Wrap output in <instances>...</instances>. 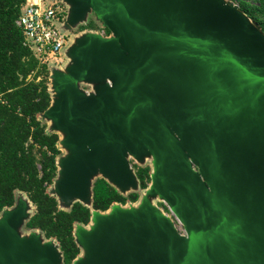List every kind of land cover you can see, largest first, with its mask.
Listing matches in <instances>:
<instances>
[{"label": "water", "instance_id": "95a60500", "mask_svg": "<svg viewBox=\"0 0 264 264\" xmlns=\"http://www.w3.org/2000/svg\"><path fill=\"white\" fill-rule=\"evenodd\" d=\"M66 1L67 23L92 10L110 34L80 35L67 68L49 73L51 104L40 118L48 113L72 150L62 200L92 206V174L100 169L120 190L112 180L133 183L128 153L159 149L153 191L165 192L187 232L148 207L117 209L82 232L88 260L77 264H264L258 22L234 0ZM82 79L96 83L85 89ZM28 207L16 196L0 212V264H60L54 237L41 246L34 232L28 240L17 232Z\"/></svg>", "mask_w": 264, "mask_h": 264}, {"label": "trees", "instance_id": "16d2710c", "mask_svg": "<svg viewBox=\"0 0 264 264\" xmlns=\"http://www.w3.org/2000/svg\"><path fill=\"white\" fill-rule=\"evenodd\" d=\"M27 0H0V212L16 200V190L26 191L35 205L28 228H39L54 237L63 264H72L81 252L74 229L91 220L92 208L106 210L113 203L136 201L139 190L120 191L104 176L93 181L92 206L76 200L62 208L48 190L57 173L59 133L49 132L40 114L51 104L49 68L23 43L16 19ZM264 31V0H234ZM91 20L82 27L94 28ZM140 186L151 179V166L137 169Z\"/></svg>", "mask_w": 264, "mask_h": 264}, {"label": "rangeland", "instance_id": "374dc122", "mask_svg": "<svg viewBox=\"0 0 264 264\" xmlns=\"http://www.w3.org/2000/svg\"><path fill=\"white\" fill-rule=\"evenodd\" d=\"M46 2H52V1H58L64 8V17L62 18L63 20H58L57 24L67 34L66 42L64 46L61 49L60 54L58 55V58H51L48 60L47 65L49 68V73L54 72L56 69H62L65 70L68 66V64L71 62V56L69 53V50L74 43L75 39H77L80 35L84 34L85 32H88L90 27L83 28V24H87L90 20L95 23V29L98 28L99 31L104 34V35H109L110 30L107 26L103 25V22L100 18L97 17V14L94 11H90L86 13L85 17L83 20L78 21L77 23H67L66 17L68 15V10H70L71 4L70 2L66 0H45ZM69 7V8H68ZM70 12V11H69ZM97 29V30H98ZM93 32L95 30L93 29ZM48 84L51 87V78L49 75L48 78ZM101 82H103V79H100ZM78 83L82 85L83 88H92L96 82H85L82 80H78ZM42 119L44 122L47 123L48 130L53 132L55 130V127L53 125V120L49 117L48 113H45V115H42ZM59 131V146L61 149V152L59 153L57 157V162H58V173L57 176L55 177L56 179L54 182L49 186L48 190L55 195L57 198L60 199V205L63 207L69 206L73 201L77 200L78 197H74L69 200H62L61 198V193L58 192V187L61 178L65 175L64 171L66 169L65 166V161L69 157V155L72 153L71 148H69L66 144L64 139L66 138L67 134L64 133L63 131ZM158 151L159 149H154V148H149L145 152H143L141 155L137 156L132 153H128V162L132 168V177H133V183L128 184L127 186L120 185L119 183H116L114 180H112L123 192L127 193L131 190H139L140 191V197L136 201H128L126 203H121V202H115L113 203L114 205L107 210H93L92 218L88 223H76L75 224V234L78 242L80 243L81 247V252L79 255L74 259L72 264H77L79 262H83L88 260V255H87V249L84 244H82L80 241V237L82 232L84 231H95V227L98 224V218L100 216L110 218L114 211L119 209L123 211H129V210H135L138 213L143 212L144 208L148 207L149 209H153L156 211H159L162 215L167 216L173 224L176 226V228L183 234H186V225L184 222L180 219V217L177 215V213L174 211V209L171 207V205L168 203L165 192L163 191H158L155 192L153 191V180H152V175L156 173L157 171V166H158ZM149 164L151 166V179L149 180L148 186L145 188H142L140 186V180L137 175V166L139 165H146ZM197 169V165H194ZM103 174V172L99 169L96 173L92 174V179L100 176ZM110 178V177H109ZM93 179V180H94ZM16 196L17 199H24L27 200L29 203L30 207L27 208V214L24 216L22 222L17 226V232L22 233V235H27L26 240H28L32 235L31 233L34 232L38 239L41 241V246L44 245L45 242H47L49 239L46 238L44 233L39 230L38 228H28L26 223L29 217L33 214L35 211V205L34 203L30 200L28 194L23 191V190H16ZM90 196H92V193L90 192ZM36 237V236H35ZM58 241L56 239H52L50 244L57 245ZM78 243V244H79ZM60 264H63L61 262Z\"/></svg>", "mask_w": 264, "mask_h": 264}, {"label": "built area", "instance_id": "2783aa9c", "mask_svg": "<svg viewBox=\"0 0 264 264\" xmlns=\"http://www.w3.org/2000/svg\"><path fill=\"white\" fill-rule=\"evenodd\" d=\"M64 8L58 1L27 0L16 19L23 31V43L28 46L41 63L58 58L67 34L60 29Z\"/></svg>", "mask_w": 264, "mask_h": 264}, {"label": "flooded vegetation", "instance_id": "af4514ba", "mask_svg": "<svg viewBox=\"0 0 264 264\" xmlns=\"http://www.w3.org/2000/svg\"><path fill=\"white\" fill-rule=\"evenodd\" d=\"M139 166H141V165H139ZM139 166H137V169H138ZM136 171H137V170H136Z\"/></svg>", "mask_w": 264, "mask_h": 264}]
</instances>
